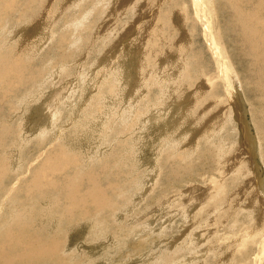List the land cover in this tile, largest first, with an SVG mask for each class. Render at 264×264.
I'll return each mask as SVG.
<instances>
[{"label": "rangeland", "instance_id": "1", "mask_svg": "<svg viewBox=\"0 0 264 264\" xmlns=\"http://www.w3.org/2000/svg\"><path fill=\"white\" fill-rule=\"evenodd\" d=\"M7 1L0 4L6 64H0V245L8 258L17 256L14 264H264V59L249 51L243 19L227 0H202L203 15L201 0ZM215 33L223 70L209 46ZM43 107L45 114L38 112Z\"/></svg>", "mask_w": 264, "mask_h": 264}, {"label": "bare ground", "instance_id": "2", "mask_svg": "<svg viewBox=\"0 0 264 264\" xmlns=\"http://www.w3.org/2000/svg\"><path fill=\"white\" fill-rule=\"evenodd\" d=\"M5 1H7V0H5ZM8 1H9V0H8ZM8 1H7V2H8ZM12 1H13V0H11L10 3H11ZM16 1H17V0H16ZM211 1H212V0H208V1H206V2H207V4H208V3H210ZM213 1H214V0H213ZM14 2H15V1H14ZM19 2H20V0H19ZM77 2H78V0H77ZM196 2H198V3H196V4H197V9L200 10V13H202V12H201V7H203V6L205 5V3L202 2V0H201L200 2H199V1H196ZM0 4H1V0H0ZM3 4H4V2H3ZM7 4H8V3H7ZM11 4H13V2H12ZM16 4L18 5V3H16ZM194 4H195V3H194ZM211 4H213V3H211ZM225 4H226V3H225ZM17 5H15V6H16V7L20 6V5H18V6H17ZM208 5H209V4H208ZM227 5L230 6V7L232 8V10L234 9V11H235V13L237 14L238 17H240V18L243 19V20H242V21H243V24H242V25L245 27L244 29H246V31H247V32L245 31V35H243V36H244V37L246 38V40L248 41V44H247V45H248L249 51H250V52H251V51L253 52V56L255 57V59H257V60L264 59V0H243V2H240V0H227ZM3 6H4V5H3ZM7 6H9V5H5V7H7ZM16 7H15V9H16ZM20 7H21V6H20ZM0 8H1V7H0ZM7 8H8V7H7ZM7 8H4V11H5V9L8 11L9 8H8V9H7ZM12 8H13V6H12ZM24 8H25V7H24ZM203 8H204V7H203ZM231 8H230V9H231ZM18 9H19V8H18ZM21 10H22V9H21ZM99 10H100V9H99ZM1 11H2V9H1ZM9 11L12 12L11 9H10ZM15 11H16V10H15ZM15 11H14L13 13H16ZM150 11H151V10H150ZM202 11H203V10H202ZM207 11H208L209 15H211L210 17H209L208 15H207V16L210 18V20H211V19L213 20V18H211V17H214V16H215V10H214L213 8H210V9H208ZM11 12H10V14H11ZM21 12H22V11H21ZM24 12H25V11H24ZM0 13H1V12H0ZM5 13H6V12H5ZM7 13H8V12H7ZM82 13H83V12H82ZM3 14H4V13H3ZM205 14H206V13H205ZM0 15H1V14H0ZM197 15H199V14H197ZM201 15H203V13H202ZM9 16H10V15H9ZM199 16H200V15H199ZM19 17H20V16H19ZM1 18H2V17H1ZM20 18H21V17H20ZM22 18H23V17H22ZM205 18H206V17H205ZM205 18H204V17L201 18V20H202L204 23H206V21H207V20H205ZM43 19H44V18H43ZM139 19H140V18H139ZM198 19H199V18H198ZM218 20H219V19H218ZM213 21H215V20H213ZM207 22H208V21H207ZM44 23H45V22H44ZM130 23H131V22H130ZM199 23H200V22H199ZM201 23H202V22H201ZM209 23H210V22H209ZM211 24H212V23H211ZM213 24H214V23H213ZM28 25H29V24H28ZM207 25H208V24H207ZM215 25H216V23H215ZM215 25H213V26H215ZM41 26H42V25H41ZM50 26H52V25H50ZM91 27H92V26H91ZM106 27H107V25H106ZM209 27H210V25H209ZM216 27H217V26H216ZM219 27H220V26H219ZM6 28H7V27H6ZM22 28H24V26L21 27V29H22ZM25 28H26V27H25ZM28 28H30V27L28 26L26 29H28ZM147 28H148V27H147ZM122 29H123V28H122ZM141 29H142V28H141ZM212 29H213V28H212ZM23 30H24V29H23ZM28 30H29V29H28ZM28 30H27V32H28ZM21 31H22V30H21ZM90 31H91V30H90ZM98 31H99V30H98ZM215 31H216V30H215ZM215 31H214V32H215ZM27 32H25V33H27ZM61 32H62V31H61ZM92 32H93V31H92ZM96 32H97V31H96ZM143 32H144V31H143ZM22 33H24V32L22 31ZM191 33H192V32H191ZM206 33H207V32H206ZM211 33H212V32H211ZM208 34H210V33L208 32ZM209 36H210V35H209ZM68 37H69V36H68ZM96 37H97V36H96ZM207 37H208V36H207ZM210 37H211V39H210V40H211V44H210L209 40H208V39H207V40H208V43L210 44L209 46H210V48H211V51H212V53L214 54L213 58L215 57L214 59H216V61H217V63H218L219 66H222V67H221V70H223V69H224V57H225V56L222 55L223 53H222V50H221L222 48H221V46H220V39H219L220 36L218 35V33H215V34H213V35L211 34ZM124 39H125V38H124ZM238 39H239V38H238ZM64 40H65V39H64ZM16 41H17V39H16ZM139 42H140V41H139ZM98 43H99V42H98ZM126 43H127V42H126ZM11 44H12V42H11ZM245 44H246V43H245ZM207 45H208V44H207ZM243 45H244V44H243ZM60 46H61V45H60ZM241 46H242V45H241ZM115 47H116V46H115ZM145 47H146V46H145ZM225 47H226V46H225ZM12 49H13V48H12ZM112 50H113V49H112ZM124 50H125V49H124ZM113 51H114V50H113ZM68 52H69V51H68ZM250 52H249V53H250ZM252 52H251V54H252ZM139 53H140V52H139ZM224 55H225V54H224ZM8 56H9V55H8ZM253 56H250V57H253ZM10 57H11V55H10ZM113 57H114V56H113ZM5 58H6V57H5ZM12 58H13V57H12ZM12 58H11V60H12ZM81 58H82V57H81ZM104 58H106V56H105ZM175 58H176V57H175ZM245 58H246V57H245ZM6 59H7V58H6ZM8 59H9V58H8ZM15 59H16V60H15ZM15 59H13V61L15 60V62H17V58H15ZM98 59H99V58H98ZM127 59H128V58H127ZM249 59H251V58H249ZM252 59H253V58H252ZM131 60H132V59H131ZM138 60H139V59H138ZM162 60H163V59H162ZM162 60H161V61H162ZM225 60L227 61V59H225ZM253 60H254V59H253ZM2 61H5V60H4V57H3V60H2ZM141 61H142V60H141ZM174 61H175V60H174ZM248 61H249V60H248ZM254 61H255V60H254ZM262 61L264 62V60H262ZM11 62H12V61H11ZM15 62H14V64H15ZM162 62H163V61H162ZM6 63H7V60H6ZM8 63L10 64L9 61H8ZM110 63H111V62H110ZM113 63H114V62H113ZM164 63H165V60H164ZM175 63H176V62H175ZM215 63H216V62H215ZM225 63H228V62H225ZM253 63H254V62H253ZM0 64H1V62H0ZM9 64H8V66H9ZM14 64H13V62H12V65H14ZM17 64L20 65V63H17ZM114 64H115V63H114ZM250 64H251V63H250ZM258 64H259V63H258ZM1 65H2V64H1ZM1 65H0V67H1ZM3 65H4V67H5L6 64H3ZM3 65H2V66H3ZM10 65H11V64H10ZM15 65H16V64H15ZM137 65L140 66L139 63H138ZM158 65H159V64H158ZM167 65H169V64H167ZM216 65H217V64H216ZM226 65H228V64H226ZM142 66H143V65H142ZM144 66H145V65H144ZM256 66H257V64H256ZM261 66H262V63H261ZM6 67H7V66H6ZM10 67H11V66H10ZM13 67H15V66H13ZM24 67H25V66H23V68H24ZM159 67H160V66H159ZM232 67H233V66H232ZM254 67H255V65H254ZM258 67H259V66H258ZM7 68H9V67H7ZM7 68H6V69H7ZM11 68H12V67H11ZM11 68H10V69H11ZM16 68H17V67H16ZM226 68H227V67H226ZM259 68H260V67H259ZM0 69H1V68H0ZM3 69H4V68H3ZM3 69H1V70H3ZM118 69H119V68H118ZM168 69H169V68H168ZM175 69H176V68H175ZM179 69H180V68H179ZM216 69H217V66H216ZM257 69H258V68H257ZM7 70H9V69H7ZM11 70H13V69H11ZM11 70H10V72H12ZM14 70L19 72V70H16L15 68H14ZM123 70H124V69H122V71H123ZM177 70H178V69H177ZM135 71H136V70H135ZM259 71H261V70L259 69ZM3 72L5 73L6 71H3ZM3 72H2V73H3ZM10 72H8V74H10ZM21 72H22V74H24V73H23L24 71H21ZM220 72H221V71H220ZM220 72H219V73H220ZM232 72H233V71H232ZM253 72H254V71H253ZM262 72H263V71H262ZM262 72H261V73H262ZM2 73H1V77L4 76ZM15 73H16V72H15ZM19 73H20V72H19ZM19 73H18V74H19ZM58 73H59V72H58ZM60 73H61V72H60ZM65 73H66V72H65ZM176 73H177V72H176ZM259 73H260V72H259ZM261 73H260L259 75H261ZM8 74H7V75L5 74V76H9ZM229 74L231 75V73H229ZM12 75H13V74H11V76H12ZM14 75L16 76V74H14ZM20 75H21V74H20ZM173 75H174V74H173ZM232 75H233V74H232ZM232 75H231V76H232ZM236 75H237V74H236ZM253 75H254V74H253ZM256 75H257V74H256ZM262 75H263V74H262ZM5 76H4V77H5ZM21 76H22V75H21ZM21 76H20V77H21ZM18 77H19V75L17 76V78H18ZM138 77H139V76H138ZM140 77H141V76H140ZM171 77H172V76H171ZM221 77H222V76H221ZM263 77H264V76H263ZM5 78H6V77H5ZM5 78H4V79H5ZM136 78H137V77H136ZM253 78H254V77H253ZM2 79H3V78H2ZM25 79H26V80H29V79H27V78H25ZM25 79H24V80H25ZM222 79H223V78H222ZM230 79H233V77L230 78ZM7 80H8V79H7ZM16 80H17V79H16ZM24 80H23V81H24ZM234 80H235V79H234ZM234 80H233V81H234ZM257 80H258V79H257ZM260 80H261V79H260ZM260 80H259V81H260ZM0 81H2V80L0 79ZM29 81H30V80H29ZM162 81H163V80H162ZM261 81H262V80H261ZM261 81H260V82H261ZM263 81H264V80H263ZM2 82H3V81H2ZM163 82H164V81H163ZM230 82H231V81H230ZM234 82L236 83V81H234ZM234 82H231V83H234ZM249 82H250V81H249ZM249 82H248V83H249ZM260 82H259V83H260ZM226 83H227V82H226ZM255 83H256V82H255ZM24 84H25V82H24ZM58 84H59V83H58ZM211 84H212V83H211ZM250 84H251V83H250ZM252 84H253V83H252ZM261 84H262V82H261ZM75 85H76V84H75ZM233 85H234V84H233ZM236 85H237V84H236ZM248 85H249V84H248ZM254 85H255V84H254ZM3 86H4V85H3ZM87 86H88V85H87ZM89 86H90V85H89ZM227 86H228V85H227ZM231 86H232V84H231ZM257 86H258V85H257ZM257 86H256V87H257ZM0 87H1V86H0ZM5 87H6V85H5ZM7 87H8V84H7ZM233 87H234V86H233ZM249 87H250V86H249ZM252 87H253V86H252ZM259 87H260V85H259ZM3 88H4V87H2V90H1V88H0V90L3 91ZM8 88H9V87H8ZM58 88H59V87H58ZM75 88H76V87H75ZM209 88H210V87H209ZM61 89H62V88H61ZM134 89H135V88H134ZM259 89L261 90V88H259ZM53 90H54V89H53ZM58 90H59V89H58ZM256 90H257V89H256ZM1 91H0V92H1ZM240 91H241V90H240ZM255 92H256V91H255ZM258 92H260V91L258 90ZM54 93H55V92H54ZM228 94H229V93H228ZM108 95H109V94H108ZM108 95H107V96H108ZM191 95H192V94H191ZM229 96H230V95H229ZM240 96H241V95H240ZM241 97H242V96H241ZM263 97H264V96H263ZM185 98H186V97H185ZM231 98H232V97H231ZM234 98H235V97H234ZM47 99H48V98H47ZM52 99H53V98H52ZM111 99H112V98H111ZM187 99H188V97H187ZM228 99H229V98H228ZM185 100H186V99H185ZM193 100H194V99H193ZM263 101H264V100H263ZM186 102H187V100H186ZM186 102H185V103H186ZM230 102H231V101H230ZM49 103H50V102H49ZM190 104H191V103H190ZM203 104H204V103H203ZM230 104H231V103H230ZM236 104H237V103H236ZM188 105H189V104H188ZM192 105H193V104H192ZM45 107H47V106H45ZM102 107H103V106H102ZM237 107H238V106H237ZM36 109H37V108H36ZM43 109H44V107H43ZM43 109H42V110H43ZM238 109H239V108H238ZM38 110H39V109H38ZM40 110H41V109H40ZM46 110H47V109H46ZM34 111H35V110H34ZM36 111H37V110H36ZM43 111H44V112H43ZM43 111H38V112H42V113L45 114V109H44ZM103 111H104V110H103ZM182 111H183V109H182ZM238 111H239V110H238ZM46 112H47V111H46ZM48 113H49V112H47V115L50 116V114H48ZM191 113H192V112H191ZM40 114H41V113H40ZM44 114H43V116H44ZM240 114H241V113H240ZM36 115H37V114H36ZM32 116H34V115H32ZM39 116H40V115H39ZM43 116H40V119H41V117L45 119L46 116H44V117H43ZM86 116H87V115H86ZM172 116H173V115H172ZM175 116H176V115H175ZM200 116H201V114H200ZM216 116H217V115H216ZM37 117H38V116H37ZM173 117H174V116H173ZM239 117H240V116H239ZM47 118H49V117H46V121H47ZM210 118H211V117H210ZM213 118H214V117H213ZM213 118H212V119H213ZM207 119H209V118H207ZM36 120H37V119H36ZM38 120H39V119H38ZM38 120H37V121H38ZM136 120H137V119H136ZM171 120H173V118H172ZM243 120H244V119H243ZM33 121H34V120H33ZM42 121H45V120H41L40 122H42ZM218 121H219V120H218ZM241 122H242V121H241ZM38 123H39V121H38ZM38 123H37V124H38ZM209 123H210V122H209ZM211 123H212V122H211ZM34 124H35V125H34ZM41 124H42V123H41ZM132 124H133V123H132ZM216 124H217V123H216ZM207 125H208V124H207ZM211 125H212V124H211ZM1 126L3 127L4 125L1 124ZM7 126H8V125H7ZM33 126H36V123L33 122ZM37 126H38V125H37ZM213 126H214V125H213ZM70 127H71V126H70ZM219 127H220V125H219ZM6 128H7V127H6ZM9 128H11V127H9ZM244 128H245V127H244ZM3 129H4V128H3ZM3 129H2V130H3ZM205 129H206V128H205ZM209 129H210V128H209ZM0 130H1V129H0ZM43 130H44V129H43ZM132 130H133V129H132ZM243 130H244V129H243ZM245 130H246V129H245ZM3 131H4V130H3ZM7 132H8V131H7ZM115 132H116V131H115ZM181 132H182V131H181ZM248 132H249V131H248ZM36 133H37V132H36ZM166 133H167V131H166ZM114 134H115V133H114ZM178 134H179V133H178ZM245 134H246V133H245ZM248 135H249V133H248ZM178 136H179V135H178ZM184 136H185V135H184ZM63 137H64V136H63ZM248 137H250V136H248ZM261 137H262V136H261ZM130 139H131V138H130ZM249 139H250V138H249ZM262 139H263V138H262ZM182 140H183V139H182ZM180 141H181V140H180ZM248 141H250V140H248ZM0 143H1V142H0ZM4 143H5V142H4ZM247 143H248V142H247ZM249 145H250V144H249ZM1 146H2V145H0V147H1ZM2 147H4V146H2ZM167 147H168V146H167ZM162 149H163V148H162ZM65 150H66V149H65ZM245 150H246V149H245ZM250 150H251V148H250ZM225 151H226V150H225ZM246 151H247V150H246ZM248 151H249V149H248ZM49 152H50V151H49ZM252 153H253V151H252ZM54 154L56 155V153L54 152V153L52 154V156H53ZM49 155H50V154H49ZM55 155H54V156H55ZM58 155H59V154H57V158H58ZM248 155H249V154H248ZM47 156H48V155H47ZM86 157H87V156H86ZM3 158H5V157H3ZM3 158H2V159H3ZM48 158H49V157H48ZM48 158H46V159H48ZM55 158H56V157H55ZM55 158H54L53 160H55ZM250 158H251V157H250ZM51 159H52V158H51ZM68 159H70V158H66L68 164H71V163H69V160H68ZM109 159H110V158H109ZM221 159H222V158H221ZM5 160H7V158H5ZM49 160H50V158H49ZM224 160H225V159H224ZM220 161H221V160H220ZM6 162H7V161H6ZM47 162H48V161H47ZM50 162H51V161H50ZM70 162H71V160H70ZM253 162H254V161H253ZM256 162H257V161H256ZM7 163H8V162H7ZM45 164H46V163H45ZM68 164H65V166L68 165ZM254 164H255V163H254ZM256 164H257V163H256ZM46 165H47V164H46ZM46 165L43 164V166H46ZM0 166H1V165H0ZM43 166H41V168H42ZM47 166H48V165H47ZM65 166H63V167H65ZM68 166H69V165H68ZM257 166H258V165H257ZM257 166H256V167H257ZM2 167H3V166H2ZM104 167H106V165H104ZM252 167H253V163H252ZM39 168H40V167H39ZM41 168H40V171H42ZM46 168H47V167H46ZM54 168H55V166H54ZM56 168H57V167H56ZM92 168H93V167H92ZM96 168H97V167H96ZM106 168H107V167H106ZM4 169H5V168H4ZM7 169H8V168H7ZM48 169H49V168H48ZM50 169H51V168H50ZM63 169L65 170L66 168H63ZM101 169L103 170V168H101ZM230 169H231V168H230ZM56 170H57V169H56ZM61 170H62V169H61ZM61 170H60V171H61ZM104 170H106V169H104ZM104 170H103V171H104ZM113 170H114V169H113ZM133 170H134V169H133ZM244 170H245V169H244ZM258 170H259V169H258ZM0 171H2V170H0ZM3 171L5 172V170H3ZM38 171H39V170H38ZM40 171H39V172H40ZM48 171H49V170H48ZM50 171H51V170H50ZM53 171H54V170H53ZM99 171H101V170H98V172H99ZM30 172H31V171H30ZM54 172H55V171H54ZM56 172H57V171H56ZM2 173H3V172H2ZM43 173H44V168H43ZM43 173H42V174H43ZM45 173H47V172H45ZM51 173H52V172H51ZM51 173H50V174H51ZM63 173H64V172H63ZM81 173H82V172H81ZM86 173H87V172H86ZM90 173H91V172H90ZM94 173H95V171H94ZM94 173H93V174H94ZM42 174H41V175H42ZM256 174H258V172H256ZM256 174H254V175L256 176ZM37 175H38V174H37ZM86 175H87V174H86ZM90 175H91V174H90ZM117 175H118V174H117ZM127 175H128V174H127ZM259 175H261V174H258L257 176H259ZM32 176H33V175H32ZM42 176L44 177V175H42ZM50 176H53V175H50ZM50 176H49V177H50ZM76 176H77V175H76ZM76 176H75V177H76ZM80 176H81V175H79V177H80ZM92 176H93V175H92ZM99 176H101V175H99ZM99 176H98V177H99ZM35 177H36V175L33 177V180H34ZM43 177H42V178H43ZM72 177H73V175H72ZM88 177H89V176H88ZM88 177H87V178H88ZM119 177H120V176H119ZM0 178L2 179L3 177H0ZM37 178H38V177H37ZM39 178H40V176H39ZM42 178H41V179H42ZM51 178H52V177H51ZM68 178H69V177H68ZM70 178H71V177H70ZM81 178H82V177H81ZM90 178H91V177H90ZM99 178H100V177H99ZM99 178H98V179H99ZM253 178H254V177H253ZM65 179H66V178H65ZM82 179H84V176H83ZM82 179H81L80 181H82ZM91 179H92V178H91ZM94 179H95V178H94ZM117 179H119V178H117ZM257 179H258V178H257ZM261 179H262V178H261ZM3 180H4V179H3ZM18 180H19V179H18ZM42 180H43V179H42ZM55 180H56V179H55ZM63 180H64V179H63ZM74 180H75V179H74ZM78 180H79V178H78ZM85 180H86V178H85ZM85 180H84V181H85ZM254 180H255V179H254ZM254 180H253V181H254ZM262 180H263V179H262ZM20 181H21V180H20ZM39 181H40V180H39ZM39 181H38V183H39ZM68 181H70V180H68ZM68 181H67V182H68ZM71 181H73V180H71ZM71 181H70V182H71ZM260 181H261V180H260ZM260 181H259V184H260ZM1 182H2V181H1ZM14 182H15V181H14ZM31 182H33V181H31ZM34 182H35V181H34ZM44 182H45V181H44ZM46 182L48 183V181H46ZM50 182L52 183V181H50ZM50 182H49V183H50ZM64 182H65V181H64ZM76 182H77V181H76ZM78 182H79V181H78ZM88 182H89V179H88ZM41 183H42V182H41ZM41 183H39V184H41ZM53 183H54V182H53ZM53 183H52V184H53ZM60 183H61V182H60ZM115 183H117V182H115ZM115 183H114V185L116 186ZM262 183H263V182H262ZM19 184H20V183H19ZM30 184L32 185V183H30ZM33 184H34V183H33ZM39 184H37V186H38ZM42 184H43V183H42ZM52 184H49V185H52ZM70 184H71V183H70ZM70 184H69V185H70ZM74 184H76V183L74 182ZM79 184H80V183H79ZM81 184H82V183H81ZM88 184H89V183H88ZM93 184H94V182H93ZM93 184H92V182H91V187H92V188H93V186H92ZM95 184L98 185V183H95ZM99 184H100V183H99ZM109 184H110V183H109ZM109 184L106 185L107 188H108ZM119 184H120V183H119ZM119 184H117V185H119ZM255 184H256V183H255ZM35 185H36V183L34 184V187H33V188H35V190H37L38 187H35ZM72 185H73V183H72ZM76 185H77L78 187H80V185H78V183H77ZM97 185H96V186H97ZM112 185H113V184H111V186H112ZM114 185H113V186H114ZM127 185H128V184H127ZM131 185H132V184H131ZM24 186H25V185H24ZM41 186H43V185H41ZM67 186H68V185H66V187H67ZM73 186H75V185H73ZM88 186H89V185H88ZM96 186H94V187L96 188ZM111 186H109V188H110ZM113 186H112V188H113ZM115 186H114V187H115ZM119 186H120V185H119ZM260 186H261V185H260ZM15 187H16V186H15ZM17 187H18V186H17ZM30 187H31V186H30ZM39 187H40V186H39ZM45 187H46V186H45ZM48 187H49V186H47V188H48ZM71 187H72V186H71ZM71 187H69L70 190H72ZM101 187H102V186H101ZM101 187H99V188H101ZM103 187H104V186H103ZM116 187H117V186H116ZM33 188H32V189H33ZM63 188H65L64 185H63ZM73 188L77 189L76 187H73ZM92 188H91V190H92ZM95 188H93V189H95ZM97 188H98V187H97ZM112 188H110V190H111ZM117 188H118V187H117ZM256 188H257V187H256ZM15 189H17V188H15ZM32 189H31V190H32ZM38 189H41V188H38ZM49 189H50V187H49ZM65 189H66V188H65ZM67 189H68V188H67ZM80 189H81V188H80ZM104 189H105V188H104ZM150 189H151V188H150ZM194 189H195V188H194ZM202 189H203V188H202ZM257 189H258V188H257ZM259 189H260V188H259ZM261 189H263L262 186H261ZM17 190H18V189H17ZM41 190H42V189H41ZM62 190H63V189H62ZM102 190H103V189H102ZM113 190H114V189H113ZM190 190H191V189H190ZM199 190H200V189H199ZM11 191H12V189H11ZM18 191H19V190H18ZM51 191H52V190H51ZM63 191H64V190H63ZM73 191H74V189H73ZM87 191L90 193V189H88ZM97 191H98V190H97ZM179 191H181V190H179ZM21 192H22V191H21ZM30 192H31V191H30ZM39 192H40V191H39ZM69 192H70V191H69ZM71 192H72V191H71ZM84 192H85V191H83L82 194H84ZM88 192L86 193V195L88 194ZM91 192H92V191H91ZM104 192H106V191H104ZM112 192H113V191H112ZM13 193H14V190H13L12 194H13ZM17 193H18V192H17ZM26 193H29V192H26ZM101 193H102V192H101ZM115 193H116V190H115ZM145 193H146V191H145ZM263 193H264V192L262 191V194H263ZM41 194H42V192H41ZM45 194H46V193H45ZM45 194H44V195H45ZM62 194H63V193H62ZM70 194H71V193H70ZM75 194H77V191H76ZM75 194H74L73 196H75ZM90 194H91V193H90ZM104 194H105V197H106V196H107L106 193H104ZM184 194H185V193H184ZM187 194H188V193H187ZM7 195H8V194H7ZM67 195H68V194H67ZM102 195H103V194H102ZM118 195L120 196V193H119ZM234 195H235V194H234ZM28 196H29V194H28ZM53 196H55V195H53ZM73 196H72V197H73ZM83 196L86 197L85 195H83ZM83 196H82V198H83ZM88 196H90V195H88ZM93 196H95V195L93 194ZM96 196H97V195H96ZM260 196H261V194H260ZM15 197H16V196H15ZM47 197H48V196H47ZM67 197L69 198L70 196L68 195ZM98 197H99V195H98ZM98 197H97V198H98ZM100 197H101V195H100ZM100 197H99V198H100ZM107 197H108V196H107ZM115 197H117V196H115ZM139 197H140V196H139ZM10 198H11V197H10ZM54 198H56V197H54ZM54 198H53V199H54ZM75 198H77V195L75 196ZM75 198H74V200H75ZM87 198H88V197H87ZM95 198H96V197H95ZM97 198H96V199H97ZM102 198H103V197H102ZM119 198H120V197H119ZM171 198H172V197H171ZM204 198H205V197H204ZM21 199H22V198H21ZM45 199L49 200V198H45ZM51 199H52V198H51ZM51 199H50V200H51ZM56 199L59 200L58 198H56ZM65 199H66V198H65ZM70 199H72V198H70ZM83 199H84V198H83ZM83 199H82V203H84V202H83ZM93 199H94V198H93ZM100 199H101V198H100ZM100 199H99V200H100ZM106 199H107V198H106ZM106 199H105V200H106ZM2 200H3V199H2ZM7 200H8V199H7ZM22 200H23V199H22ZM47 200H46V202H47ZM54 200H55V199H54ZM54 200H52V201H53V204H54V202L56 201V200H55V201H54ZM74 200H73V201H74ZM77 200H79V199H77ZM89 200H90V199H88V201H89ZM102 200H103V199H102ZM108 200L110 201L109 198H108ZM111 200H112V199H111ZM52 201H51V203H52ZM80 201H81V200H80ZM84 201H85V200H84ZM86 201H87V199H86ZM88 201H87V203H84V204H87V205H88ZM204 201H205V200H204ZM26 202H27V201H26ZM60 202H61V201H60ZM65 202H66V201H65ZM67 202H68V201H67ZM75 202H76V203H77V202L79 203V204L77 203V205H76V203H75L76 206H78V205L81 206V207L83 206V205H81V203H80L79 201H75ZM91 202H92V199H91ZM91 202H89V204H90ZM93 202H94V201H93ZM98 202H99V201H98ZM101 202L104 203V200L101 201ZM101 202H100V203H101ZM110 202H111V201H110ZM110 202H109V203H110ZM131 202H132V201H131ZM249 202H250V200H249ZM48 203H49V202H48ZM56 203H57V202H56ZM61 203H62V202H61ZM61 203H57V204H61ZM72 203H73V202H72ZM112 203H113V202H111L110 205H112ZM114 203H115V202H114ZM114 203H113V204H114ZM174 203H175V202H174ZM263 203H264V202H263ZM31 204H32V203H31ZM73 204H74V203H73ZM91 204H95V207H97V206H96V203H91ZM106 204H108V203H106ZM158 204H159V203H158ZM261 204H262V203H261ZM261 204H260V205H261ZM34 205H36V204H34ZM49 205H50V203H49ZM69 205H70V207H71L72 204H69ZM114 205H115V204H114ZM159 205H160V204H159ZM220 205H222V204H220ZM26 206H27V205H26ZM51 206H52V205H51ZM55 206H56V205H55ZM57 206H58V205H57ZM79 206H78V208H79ZM107 206H108V205H107ZM112 206H113V205H112ZM174 206H175V205H174ZM189 206H191V205H189ZM192 206H193V205H192ZM261 206H262V205H261ZM3 207H4V206H3ZM53 207H54V206H53ZM64 207H65V205H64ZM68 207H69V206H68ZM74 207H75V206H74ZM81 207H80V208H81ZM98 207H99V206H98ZM105 207H106V206H105ZM110 207H111V206H110ZM24 208H25V207H24ZM27 208H29V207H27ZM33 208H34V207H33ZM45 208H46V207H45ZM60 208H61V207H60ZM82 208L85 209L84 206H83ZM89 208H90V207H89ZM103 208H104V207H103ZM106 208H109V207H106ZM113 208H114V207H113ZM167 208H168V207H167ZM192 208H193V207H192ZM192 208H191V209H192ZM224 208H225V207H224ZM251 208H252V207H251ZM19 209H20V207H19ZM19 209H18V210H19ZM22 209H23V208H22ZM30 209H31V207H30ZM49 209H50V207H49ZM68 209H69V208H68ZM72 209H73V208H72ZM74 209H75V208H74ZM76 209H77V207H76ZM101 209H102V208H101ZM104 209H105V208H104ZM110 209H111V208H110ZM213 209H214V208H213ZM26 210H27V209H26ZM28 210H29V209H28ZM77 210H78V209H77ZM97 210H99V208H98ZM152 210H153V208H152ZM192 210H194V209H192ZM195 210H196V209H195ZM29 211H31V210H29ZM29 211H28V213H29ZM46 211H47V210H45V212H46ZM67 211H68V210H67ZM95 211H96V210H95ZM262 211H263V210H262ZM2 212H3V211H2ZM21 212H22V211H20V213H21ZM69 212H70V211H69ZM69 212H68L67 214H69ZM72 212H73V210H72ZM93 212H94V211H93ZM147 212H148V211H147ZM10 213H11V212H10ZM13 213H14V212H13ZM20 213H18V214H20ZM70 213H71V212H70ZM81 213H82V212H81ZM86 213H87V212H86ZM86 213L84 214V216L86 215ZM88 213H89V211H88ZM88 213H87V214H88ZM165 213H166V212H165ZM172 213H173V212H172ZM179 213H180V211H179ZM0 214H3V213H0ZM75 214L77 215L76 212H75L74 214H72V215H75ZM95 214H96V213H95ZM21 215H22V213L20 214V216H21ZM69 215H70V214H69ZM88 215H89V214H88ZM156 215H157V214H156ZM172 215H173V214H172ZM14 216H15V215H14ZM18 216H19V215H18ZM37 216H38V215H37ZM61 216H62V215H61ZM86 216H87V215H86ZM23 217H24V215H23ZM25 217H26V216H25ZM62 217H63V216H62ZM87 217H88V216H87ZM126 217H127V216H126ZM156 217H157V216H156ZM257 217H258V216H257ZM21 218H22V216H21ZM41 218H42V217H41ZM43 218H44V217H43ZM46 218H47V217H46ZM49 218H50V217H49ZM64 218H65V216H64ZM74 218H75V217H74ZM83 218H84V217H83ZM15 219H17V216H15ZM18 219H20V218H18ZM57 219H58V218H57ZM59 219H60V218H59ZM11 220L14 222V218L11 219ZM22 220H23V219H22ZM24 220H26V218H25ZM52 220H54V218H53ZM173 220H174V219H173ZM26 221L28 222V220H26ZM49 221H50V220H49ZM63 221H64V220H63ZM86 221H87V220H86ZM27 222H26V223H27ZM35 222H36V221H35ZM70 222H71V221H70ZM14 223H15V222H14ZM14 223H13V226L17 227L16 229H18V228H19V227H18L19 224L16 226V224H14ZM17 223H18V222H17ZM19 223H20V222H19ZM51 223H52V222H51ZM68 223H69V222H68ZM149 223H150V222H149ZM165 223H166V222H165ZM0 224H2V223H0ZM7 224H8V223H7ZM7 224H6V225H7ZM23 224H24V223H23ZM23 224H22V225H23ZM28 224H29V223H28ZM36 224H37V222H36ZM36 224H35V226H36ZM52 224H53V223H52ZM77 224H78V223H77ZM180 224H181V223H180ZM190 224H191V222H190ZM30 225H31V224H30ZM39 225H40V224H39ZM49 225H50V223H49ZM55 225H56V223H55L54 225H52V226L55 227ZM57 225H58V224H57ZM71 225H72V224H71ZM184 225H185V224H184ZM31 226H32V225H31ZM52 226H51V227H52ZM68 226H69V225H68ZM75 226H77V225L75 224ZM75 226H74V227H75ZM1 227H2V226H1ZM1 227H0V228H1ZM7 227H9V226H7ZM27 227H28V226H27ZM33 227H34V226H33ZM33 227H32V228H33ZM40 227H41V225H40ZM40 227H39V228H40ZM51 227H50V228H51ZM54 227H53V228H54ZM62 227H63V226H62ZM191 227H192V226H191ZM2 228H3V227H2ZM4 228H5V227H4ZM23 228H24V226H23ZM30 228H31V227H30ZM56 228H57V227H56ZM71 228H73V227H71ZM20 229H21V227H20ZM25 229H26V227H25ZM41 229H43V227H41L40 230H41ZM231 229H232V228H231ZM8 230H9V229H8ZM8 230H7V228H6V231H8ZM21 230H22V229H21ZM263 230H264V229H263ZM3 231H5V230H2V232H1L2 234H3ZM9 231H10V230H9ZM24 231H25V230H24ZM28 231H29V229H28ZM30 231H31V230H30ZM32 231L35 232L36 229H35V230H32ZM47 231H48V230H47ZM70 231L73 232L72 230H70ZM202 231H203V230H202ZM5 233H6V232H5ZM10 233H11V232H10ZM25 233H26V231L24 232V234H25ZM35 233H36V232H35ZM11 234H12V233H11ZM11 234H10V235H11ZM22 234H23V233H22ZM24 234H23V235H24ZM41 234H43V233H41ZM199 234H200V233H199ZM5 235H6V234H5ZM10 235H9V236H10ZM25 235H26V234H25ZM25 235H24V236H25ZM29 235H32L31 232H30ZM35 235H36V237H38L37 234H35ZM51 235H52V234H51ZM12 236H13V235H12ZM48 236H49V235H48ZM18 237H19V236H18ZM29 237H30V236H29ZM32 237H33V236H32ZM43 237H44V236H43ZM52 237H53V236H52ZM27 238H28V235H27ZM27 238H26V239H27ZM165 238H166V237H165ZM189 238H190V236H189ZM26 239H25V240H26ZM32 239H34V238H32ZM36 239H37V238H36ZM38 239H39V238H38ZM38 239L36 240V243H37ZM51 239H53V238H51ZM51 239H50V241H51ZM127 239H128V237H127ZM180 239H182V238H180ZM187 239H188V238H187ZM9 240H10V239L8 238V241H9ZM28 240H29V239H28ZM83 240H84V239H83ZM171 240H172V239H171ZM2 241H4V240H2ZM10 241H12V240H10ZM39 241H40V240H39ZM41 241H42V240H41ZM41 241H40V242H41ZM54 241H55V239H54ZM177 241H178V240H177ZM180 241H181V240H180ZM0 242H1V241H0ZM4 242H7V239H5ZM25 242H26V241H25ZM28 242H29V241H28ZM28 242H27V243H28ZM32 242L34 243L33 240H32ZM42 242H44V241H42ZM52 242H53V240L51 241V244H52ZM65 242H66V241H65ZM186 242H187V241H186ZM1 243H3V242H1ZM7 243H8V242H7ZM11 243H12V242H11ZM33 243H32V244H33ZM36 243H35V244H36ZM79 243H80V242H79ZM181 243H182V242H181ZM9 244H10V243H9ZM13 244H14V243H13ZM16 244H17V243H16ZM16 244H15V245H16ZM23 244H26V243H23ZM35 244H33V246H34ZM42 244H43V243H42ZM42 244H41V245H42ZM46 244H47V243H46ZM48 244H49V243H48ZM184 244H185V243H184ZM1 245H2V244H1ZM1 245H0V249H1V247H3V249H4V248H5V249L7 248L6 245H5V247H4L3 245H2V246H1ZM10 245H11V244H10ZM37 245H39V244H37ZM57 245H58V243L56 244V246H57ZM59 245H60V243H59ZM61 245H62V243H61ZM7 246H8V245H7ZM16 246L18 247V245H16ZM29 246H30V245H29ZM42 246H43V245H42ZM50 246H51V245H50ZM50 246H49V247H50ZM52 246H54V245H52ZM80 246H81V245H80ZM104 246H105V245H104ZM9 247H11V246H9ZM26 247H27V246H26ZM35 247H36V245H35ZM43 247H44V246H43ZM43 247H42V249H43ZM46 247H47V246H46ZM77 247H78V246H77ZM181 247H182V246H181ZM13 248H14V247H13ZM29 248H30V247H29ZM29 248L27 247L26 249L29 250ZM33 248H34V247H33ZM54 248H55V247H54ZM10 249H11V248H10ZM17 249H18V248H17ZM20 249H21V248H20ZM31 249H32V248H31ZM36 249H37V247H36ZM38 249H41V246H39ZM42 249H41V253H42V251H44V249H43V250H42ZM83 249H84V248H83ZM18 250H19V249H18ZM32 250H34V249H32ZM58 250H59V249H58ZM0 251H2V249H1ZM3 251H4V250H3ZM3 251H2V252H3ZM16 251H17V250H16ZM30 251H31V250H30ZM60 251H61V250H60ZM18 252H19V251H17V253H18ZM20 252H21V251H20ZM34 252H36V251L34 250ZM56 252H57V248H56ZM61 252H62V251H61ZM260 252H261V251H260ZM3 253H4V252H3ZM7 253H8V250H7ZM27 253H29V252H27ZM30 253H31V252H30ZM32 253H33V252H32ZM49 253H50V252H49ZM0 254H1V252H0ZM4 254L7 256V260L5 259V261H6L5 264H11V263L14 262V260H16V257H17V256H16V257H13V259H10V258H8V255H9V257L12 256V255L10 256V253H8V255H7L6 253H4ZM20 254H22V253H20ZM23 254H24V253H23ZM33 254H34V253H33ZM38 254H39V253H38ZM38 254H37V255H38ZM45 254H47V253H45ZM50 254H53V253H50ZM54 254H55V253H54ZM54 254H53V255H54ZM56 254H57V253H56ZM56 254H55V256H56ZM58 254H59V251H58ZM16 255H17V254H16ZM18 255H19V253H18ZM28 255H29V254H28ZM30 255H31V254H30ZM34 255H36V254H34ZM34 255H32V256H34ZM41 255H42V254H41ZM43 255H44V254H43ZM47 255H48V254H47ZM47 255H46V256H47ZM181 255H182V254H181ZM0 256H1V255H0ZM44 256H45V255H44ZM46 256H45V257H46ZM48 256H50V255H48ZM60 256L62 257L61 254H60ZM60 256H59V257H60ZM258 256H259V255H258ZM4 257H5V256H4ZM19 257H20V255H19ZM21 257H23V256H21ZM24 257H25V256H24ZM24 257H23V258H24ZM30 257H31V256H30ZM38 257H39V256H38ZM42 257H43V256H42ZM42 257H41V258H42ZM63 257H64V256H63ZM1 258H2V257H1ZM5 258H6V257H5ZM11 258H12V257H11ZM14 258H15V259H14ZM39 258H40V257H39ZM39 258H38V259H39ZM51 258H53V257H51ZM19 259H20V258H19ZM24 259H25V258H24ZM58 259H59V258H58ZM60 259H61V258H60ZM62 259H63V258H62ZM62 259H61V260H62ZM64 259H65V258H64ZM1 260L3 261V258H2ZM30 260H31V259H30ZM32 260H33V259H32ZM36 260H37V259H36ZM47 260H48V258H47ZM61 260H60V262H61ZM151 260H152V259H151ZM153 260H154V259H153ZM25 261H26V260H25ZM43 261H44V260H43ZM62 261H63V260H62ZM65 261H66V260H65ZM38 262H39V261H38ZM57 262H58V261H57ZM60 262H58V263H60ZM261 262H262V261H261ZM30 263H32V262H30ZM43 263H44V262H43ZM67 263H68V262H67ZM13 264H14V263H13ZM35 264H36V263H35Z\"/></svg>", "mask_w": 264, "mask_h": 264}]
</instances>
